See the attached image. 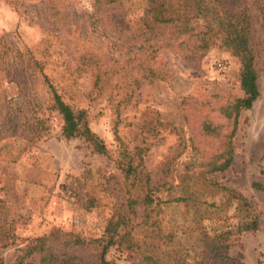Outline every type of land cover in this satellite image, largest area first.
I'll list each match as a JSON object with an SVG mask.
<instances>
[{"label": "rangeland", "instance_id": "1", "mask_svg": "<svg viewBox=\"0 0 264 264\" xmlns=\"http://www.w3.org/2000/svg\"><path fill=\"white\" fill-rule=\"evenodd\" d=\"M101 1L0 0L3 264L55 229L78 236L84 245L73 252L98 263L109 220L127 210L120 143L141 160L154 203L129 212L118 228L129 236L108 248V264H264V194L251 187L264 185V0H220L248 15L260 95L238 117L229 168L215 173L231 131L222 110L242 96L239 60L219 44L192 56L170 51L159 30L143 43L149 0ZM45 77L85 112L109 156L61 135ZM177 198L188 201L167 203ZM256 215V230L230 236L226 259L212 258L228 231Z\"/></svg>", "mask_w": 264, "mask_h": 264}, {"label": "trees", "instance_id": "2", "mask_svg": "<svg viewBox=\"0 0 264 264\" xmlns=\"http://www.w3.org/2000/svg\"><path fill=\"white\" fill-rule=\"evenodd\" d=\"M100 2V1H99ZM118 0H102V7L113 6ZM144 31L143 43L150 41L149 37H169L165 47L170 51L182 52V55L192 56L196 52H204L210 46L219 44L229 50L240 62L239 88L242 93L230 105L222 110L227 126L231 131L225 138V150L218 156L220 163H212L210 172H223L232 162V138L236 132L237 120L243 111L252 108L253 103L259 98L258 75L254 68V55L249 46L250 22L245 10L234 11L227 9L220 0H149L147 8L141 19ZM154 42V51L159 49ZM152 72V71H151ZM150 74H153L151 73ZM44 82L48 86L52 96V108L62 120L61 135L69 140L80 138L91 148L92 152L109 156V151L100 138L94 134L88 126L84 111H77L65 103L55 87L45 77ZM205 132L213 137L220 136L219 129L206 125ZM120 161L118 167L123 173L124 180L128 184L127 210L110 219L104 235L99 239L101 252L97 264H108L104 257L109 247L121 245V241L128 238V232L120 234L118 228L125 229L128 226L129 212L139 204L150 207L154 203L151 196L152 188L148 174L143 172L140 159L135 158L125 151L122 144L119 147ZM251 187L264 194V185L252 182ZM229 197L239 199L245 205H249L242 196L224 188ZM185 198H177L168 201L169 204L187 203ZM256 220L242 225H237L235 231L226 233L223 243L210 249L212 258L226 259L222 251L229 247V237L257 229ZM122 229V230H123ZM84 242L76 235L63 233L55 229L49 235L33 239L31 244L21 253L15 264H86L84 260L73 251L83 247ZM0 264H3L0 258ZM149 264V263H146ZM154 264H159L155 262Z\"/></svg>", "mask_w": 264, "mask_h": 264}]
</instances>
